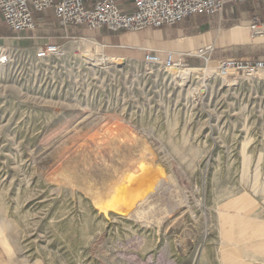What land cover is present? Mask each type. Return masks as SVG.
Returning a JSON list of instances; mask_svg holds the SVG:
<instances>
[{"label":"rangeland","instance_id":"obj_1","mask_svg":"<svg viewBox=\"0 0 264 264\" xmlns=\"http://www.w3.org/2000/svg\"><path fill=\"white\" fill-rule=\"evenodd\" d=\"M80 45L71 69H0V264H226L233 211L247 240L264 225V72L202 60L183 85Z\"/></svg>","mask_w":264,"mask_h":264},{"label":"crops","instance_id":"obj_2","mask_svg":"<svg viewBox=\"0 0 264 264\" xmlns=\"http://www.w3.org/2000/svg\"><path fill=\"white\" fill-rule=\"evenodd\" d=\"M95 1L86 0V6L92 8ZM114 1L123 13L134 12V0ZM34 18L37 24L36 31L22 33L19 35L20 39H17L18 36L11 33L6 26L8 33L0 36V40L15 41L18 44L15 46L34 48L51 43L62 45L68 37L88 38L104 45L105 53L116 62H120L116 59L143 62L147 53L164 61L172 53L176 62L197 67L202 59L196 58L195 54L200 49L210 46L214 47L210 55L211 63L214 64L229 58L251 62L264 60V36L253 37L250 30L255 20L264 25V0H250L241 4L230 2L217 17L194 16L175 26L145 29L136 33H113L106 28L91 31L86 26L64 28L53 9L36 13ZM0 22L5 24L1 15ZM239 213L242 212L233 211L231 214L229 237L225 238L222 234L226 242L234 246V249H226L227 254L223 258L226 264H249L243 259L246 254L264 259V250L259 249L261 244L264 245V225L255 228L254 239L247 240L248 226L242 221L237 222L236 215ZM239 223L240 227H237ZM237 229L238 234L242 231V238L237 235ZM261 236L262 243L258 240Z\"/></svg>","mask_w":264,"mask_h":264},{"label":"built area","instance_id":"obj_3","mask_svg":"<svg viewBox=\"0 0 264 264\" xmlns=\"http://www.w3.org/2000/svg\"><path fill=\"white\" fill-rule=\"evenodd\" d=\"M248 1L250 0H134V12L126 14L120 10L114 0H96L92 8L86 6V0H61L60 2L56 0H0V15L8 30L18 36L17 39H20L19 35L22 33L37 30L34 18L36 13L51 9L54 10L64 28L86 26L91 31L106 28L113 33H136L145 29L175 26L194 16L217 17L223 13L228 3L241 4ZM250 30L253 37L264 36V25L257 20L252 23ZM83 41L92 44L94 48L98 47L94 52H90L98 60V65L93 66L83 59L87 50ZM73 43L82 44L78 46L77 56H80L83 61L99 71L110 69L108 68L110 65L106 66L105 62H109V58L112 57L105 53L104 45L92 39L75 37H68L62 45L51 43L34 48L0 46V69L13 68L16 58L24 60L26 63L23 67L27 69L36 68L43 71L51 63L59 70L71 69V44ZM213 51V46L200 49L195 57L202 59L208 66L211 63L210 55ZM116 60L122 63L131 62ZM142 63L148 68L163 69L166 73L175 69L190 68L182 62H176L172 53L164 61L158 56L147 53ZM215 70L223 77L236 73L251 78L259 72H264V60L251 62L234 58L222 59L215 63Z\"/></svg>","mask_w":264,"mask_h":264},{"label":"bare ground","instance_id":"obj_4","mask_svg":"<svg viewBox=\"0 0 264 264\" xmlns=\"http://www.w3.org/2000/svg\"><path fill=\"white\" fill-rule=\"evenodd\" d=\"M127 64V63H125ZM122 63V65H125ZM105 65L108 66L110 65L109 67H112V66H120L119 62H116L114 61L113 59L109 58V62H105ZM179 70V73L178 75L176 76V81L178 82H183V85L185 84V82L188 81V78L186 76H189V74L191 72H196L198 70V72L200 71L199 69H197V67H190V68H181V69H178ZM182 70V71H181ZM206 72H209V68L205 69ZM216 71V70H215ZM219 77H221L222 79H227V80H230V79H235L236 77L240 76L236 73H231L230 75L226 76V77H223V76H220L217 72H215ZM255 77V76H254ZM253 78V77H251ZM182 86V85H181ZM154 187V186H153ZM126 188V187H125ZM154 190V189H153ZM124 194V192H122ZM126 194V193H125ZM150 208V207H149ZM147 210V209H146ZM145 211V210H144Z\"/></svg>","mask_w":264,"mask_h":264}]
</instances>
